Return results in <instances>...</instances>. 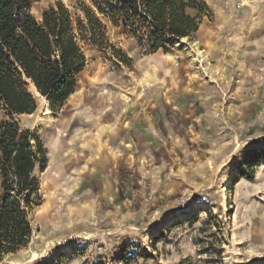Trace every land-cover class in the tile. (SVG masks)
<instances>
[{
	"label": "rangeland",
	"instance_id": "obj_1",
	"mask_svg": "<svg viewBox=\"0 0 264 264\" xmlns=\"http://www.w3.org/2000/svg\"><path fill=\"white\" fill-rule=\"evenodd\" d=\"M58 1L77 0L32 12ZM249 1L208 0L165 53L109 25L130 64L84 43L58 112L28 85L36 110L15 119L46 147L43 201L0 264H264V0Z\"/></svg>",
	"mask_w": 264,
	"mask_h": 264
},
{
	"label": "trees",
	"instance_id": "obj_2",
	"mask_svg": "<svg viewBox=\"0 0 264 264\" xmlns=\"http://www.w3.org/2000/svg\"><path fill=\"white\" fill-rule=\"evenodd\" d=\"M38 1L0 0V262L28 246L32 214L43 201L39 174L47 165L46 147L15 119L36 110L28 85L58 112L86 65L84 43L130 64L109 41V25L133 37L144 54L165 53L191 39L211 14L208 0H77L74 10L58 1L37 18L32 9Z\"/></svg>",
	"mask_w": 264,
	"mask_h": 264
},
{
	"label": "crops",
	"instance_id": "obj_3",
	"mask_svg": "<svg viewBox=\"0 0 264 264\" xmlns=\"http://www.w3.org/2000/svg\"><path fill=\"white\" fill-rule=\"evenodd\" d=\"M241 1L243 2V4H245L247 0H241ZM250 1H251V0H250ZM250 1H249V2H250ZM249 2H248V3H249ZM254 5L257 6L258 3H255ZM251 6H252L251 4H248V7H251ZM260 6H262V4H260ZM263 6H264V4H263ZM252 7H253V6H252ZM262 9L264 10V7H263ZM75 119H76V118L71 114V121L68 122L67 126H69V127L72 128L73 125H74V123H75V121H76Z\"/></svg>",
	"mask_w": 264,
	"mask_h": 264
},
{
	"label": "bare ground",
	"instance_id": "obj_4",
	"mask_svg": "<svg viewBox=\"0 0 264 264\" xmlns=\"http://www.w3.org/2000/svg\"><path fill=\"white\" fill-rule=\"evenodd\" d=\"M30 88H31L32 90H34V92H35L37 95H39V93L36 91V89H35V87H34V85H33L32 83H30ZM188 211H190V210H186V211L182 212V213L180 214V217H185V215H186V213H188Z\"/></svg>",
	"mask_w": 264,
	"mask_h": 264
}]
</instances>
